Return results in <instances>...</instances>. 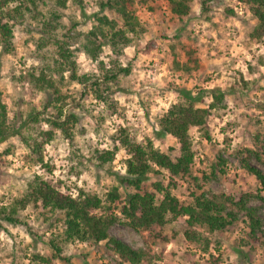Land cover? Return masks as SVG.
Instances as JSON below:
<instances>
[{"label":"rangeland","instance_id":"1","mask_svg":"<svg viewBox=\"0 0 264 264\" xmlns=\"http://www.w3.org/2000/svg\"><path fill=\"white\" fill-rule=\"evenodd\" d=\"M200 1L194 0L190 14L183 19H178L171 14L166 0H148L146 5L136 4V16L143 33L134 44L135 47L139 46L140 51L136 52V48L132 46L134 51L131 59H127V53L122 51L121 54L114 56L115 58L108 60L111 65L109 68H115L117 64L129 68V73H119L118 84L114 86L118 89L115 97L118 94L125 97L124 106L115 99L117 101L116 114L110 115L106 106V116L104 114L94 115L93 110L97 104L92 103L90 107L84 104L90 96L95 101L93 96L86 94V90L82 87L77 93L79 97L77 99V96L72 95L71 85L73 83H69L68 78H65L63 74L64 79L59 81L60 85L62 89H68L63 92L72 98V100L70 98L67 100L64 109L68 108L77 117L72 134L66 137L61 133L63 139L67 140L69 148L72 149L69 156L63 159L69 162L76 161V165L68 168L66 175L75 176L77 180H80L84 172H89L94 186L89 187L87 180H80L79 184L73 181L69 185L64 179L57 177L55 184L58 181L62 182L58 185L59 189L63 187L71 193L73 189L77 192V188L80 187L86 192H95L103 196L108 187L119 183L122 173L116 166L122 165L125 169L123 164L125 158L122 157L119 160L115 158L111 164L100 166L93 160L94 150L100 149L98 145L105 141L97 140L95 147L89 141H84L83 147L90 150L88 157L83 155L81 147L78 146L76 136L87 135L89 127L92 128L93 136H98L104 130L103 125L106 119L115 115L125 122L120 126L127 127L129 132L131 129L135 133H140L141 127L146 126L151 135L145 134L144 139L150 138L153 144L154 140L159 141L161 145L166 144L165 152L173 155L177 150V143L173 138L171 143L168 142L169 135L163 134L156 122L160 115L153 117L151 111L152 107H159L156 100H163L170 105L172 103L166 99L169 94L176 97V102L182 99L175 87H183L192 95L194 92L197 95L202 90L219 86L226 94L227 108L224 112L217 113L215 117L210 118L208 133L211 140H206L197 131L199 138L193 143L195 156L191 177L180 181L173 189V193L181 200L189 199V192L195 189L192 177L199 178V185L203 190L224 193L235 198L241 193L255 191L258 186L255 177L249 175L240 166L235 152L242 147H251L257 130L264 133V97H262L264 94V71H262L264 54L256 56L253 52L254 46H264V37L256 41L248 38L254 20L246 12L240 0H206L207 10L204 12L201 11ZM95 2L96 0H67L65 7L59 8L55 0H40L38 3L40 13L35 18L29 12L17 15L13 24V51L5 52L0 46V102L5 104L7 116L11 120L8 123L9 127L16 128L24 118L28 119L26 125L19 129V133H14L4 140L9 141L6 147L10 149L9 153L3 155L6 148L0 151V204L24 191L25 183L29 178L26 173L36 166L31 165L32 155L25 157L28 152L20 153L17 157L20 146L26 148L23 145L22 136H35L40 132L42 123L31 121L28 117L33 110H42L43 101V99L39 101L40 106L37 107L36 97L41 92H38L28 81V73L31 70L45 67L46 64L53 65L52 61L58 58L55 40H65L63 37L66 31L74 23L77 24L76 30L83 31L91 22L92 12H94H89V9L93 6L97 8ZM196 6L199 8L198 12L193 11ZM228 9H232L234 14L231 15ZM53 11H58L61 15L59 27L42 35L39 30ZM103 13L112 14L107 10H103ZM65 20H67L66 24ZM71 48L75 50L76 56L80 53L77 45ZM172 48L181 60L186 59V52H192L191 58L197 63L195 69H192L189 74L183 70H176L170 61ZM255 50L259 52V47ZM245 54L251 56L252 60L247 59ZM122 57L126 59L123 65L120 63ZM33 60L39 63H29ZM253 60L255 63L252 62ZM241 63L243 68L237 67ZM191 65L194 67L195 64ZM77 66L79 69L80 66L78 64ZM97 68L99 70L98 64ZM156 77H159V81H156ZM160 84H163V87H160ZM209 85L211 87H208ZM149 88L154 91L149 92L147 90ZM44 96L43 93V98ZM144 97L148 99L145 100ZM207 97H209L207 94L203 95L204 104L207 102ZM197 104L202 105L203 103ZM229 104L232 105L231 108ZM126 105H135L142 112L143 125L139 120H137V125L140 127L128 124ZM76 110L83 115H78ZM54 111L53 108L49 109L52 114ZM133 112L135 118V110ZM229 116L233 118L226 120L225 118ZM111 136L107 137L110 141ZM190 136L193 142L194 136ZM216 136H222L223 139L218 140ZM13 138H17L19 144L11 142ZM54 139H56V131L52 140ZM237 140L239 143L233 149L232 145ZM218 153L225 160L224 173L217 174L216 177L204 178L202 173H210V167L215 162ZM43 155L45 160V147ZM52 159L48 157L47 161L45 160L54 165V170L49 177L54 176L58 168L57 164L52 163ZM18 160L20 166L16 167ZM77 167L82 171H78ZM261 168L264 170V166ZM17 184L21 187L17 188ZM81 184L84 187H81ZM121 192H126L123 186ZM13 193L17 194L13 195ZM249 204L256 207L259 214L264 216V203L260 199L251 196ZM22 221L24 223L17 224L0 221V233L6 235L11 241L9 250V245L3 239V235H0V264H17L21 261L22 255L30 251L47 252L46 241L50 234L48 230L55 233L59 230L57 225L47 228L49 222H42V218L32 212L24 214ZM172 227L177 230L180 228L176 225H165L151 231L137 232L130 227L116 223L111 227L110 234L134 248H141L158 256L149 264H212L210 254L219 259L216 264H229L233 255L237 259L232 264H264V248L259 242L252 241L249 245L242 244L240 251L235 249V240L239 242L238 239L244 237L245 224L242 221L226 230L216 231L209 235L212 243L208 252H202L198 245L186 242L182 234L173 236ZM14 229L20 231H13ZM214 241L219 243L218 247H215ZM70 245L71 251H69ZM63 256L68 260H57L54 264H96L113 259L111 255L105 253L102 243L92 245L89 242L79 241L67 244L63 249Z\"/></svg>","mask_w":264,"mask_h":264},{"label":"trees","instance_id":"2","mask_svg":"<svg viewBox=\"0 0 264 264\" xmlns=\"http://www.w3.org/2000/svg\"><path fill=\"white\" fill-rule=\"evenodd\" d=\"M40 0H0V46L3 51H13V24L17 15L24 12L32 13L34 18L40 13ZM67 0H55L59 8L66 5ZM148 0H96L98 11L92 12L91 21H95L88 31L76 30L77 24L70 27L63 38L56 39L57 57L50 66L46 64L38 70L28 73V81L38 91L44 93L41 103L42 110H33L29 119L34 122H44L50 125L47 131L40 130L35 136H22L23 145L28 149L25 155H32L31 165H39L50 176L54 165L45 162L43 150L53 138L57 129L69 137L73 125L77 121L76 115L64 107L69 94L62 91L63 74L67 71L69 83H77L84 87L86 94L92 95L96 102L104 103L110 115L117 113L115 95L118 89L119 73H129L128 67L117 64L115 68L105 66L104 60L99 57L104 47L112 50V56L122 53L129 46L135 47L134 42L140 39L143 29L136 16V4L146 5ZM246 12L256 22L248 33L253 41L264 37V0H240ZM194 0H166L171 14L183 19L187 17ZM14 5V6H13ZM206 0L200 1L201 11L207 10ZM103 10L111 12L104 14ZM231 15L232 9H228ZM61 15L58 11L51 12L40 28V33L46 34L59 27ZM208 20V18H206ZM127 33H132L129 37ZM83 52L92 62L99 60L98 66L101 76L83 73L78 75L77 57L73 48ZM177 47V46H176ZM140 51L139 46L135 47ZM175 48V47H173ZM172 48V49H173ZM171 49L170 61L176 70L190 73L197 66L192 60V52H186L187 57L181 60L180 56ZM191 64H195L194 67ZM192 66V67H191ZM252 68L250 67V70ZM53 77H58L54 79ZM182 98L169 105L164 114L157 118V125L163 134L171 136L177 143V150L171 155L154 148L150 138L144 139V144L135 143V136L131 135L125 126H118V131L111 136L112 149L100 148L94 150V158L98 165L111 164L120 147H123L130 159L125 158L123 164L125 172L120 175L119 183L106 189L103 196L95 192H86L77 188V196L73 198L68 190L61 192L52 179H44L34 172L25 183L24 191L9 200V203L0 204V221L7 223H24V212L31 205L32 213L42 218L48 227L57 225V233L50 231L46 241L48 251L45 253L30 251L21 257L17 264H54L57 260L67 261L63 256V249L67 244L74 242H89L92 245L102 243L106 254L112 256V261H102L96 264H149L156 255L141 249L134 248L124 241L110 234V229L116 223L123 224L137 232H142L165 225L172 227V235L182 234L189 244L198 245L202 252H208L211 247V238L216 231L228 229L239 221L244 222V237L235 240V249L240 251V245H249L252 241L259 242L264 248V216L258 209L249 204L251 196L264 203V133L256 131L251 147H242L236 150L235 156L240 166L249 175L255 177L258 183L254 192H244L238 197L224 193H214L203 190L199 185V178L192 177L195 189L189 192V199L181 200L174 193L180 181L191 177V168L194 163L195 151L189 129L196 131L206 140H211L208 133L210 118L227 108L226 94L219 86L202 90L200 94L192 95L183 87H175ZM261 89V88H259ZM211 97L212 102L204 104L203 95ZM264 97V94H262ZM72 100V98H70ZM203 103L198 105L197 103ZM206 105V106H205ZM55 111L52 114L49 109ZM63 117V119H61ZM24 118L18 127H9L11 121L7 116L5 104L0 102V142L10 135L19 133V129L27 123ZM117 142L119 146H117ZM10 149L6 148L3 155ZM225 160L216 155L215 162L210 167V173H202L204 178L216 177L224 173ZM155 165V167L153 166ZM166 175H165V173ZM160 176V177H159ZM165 178V179H164ZM126 192H121V187ZM68 189V187L66 188ZM1 225V223H0ZM215 247L219 243L214 241ZM212 264L218 263V258L210 254Z\"/></svg>","mask_w":264,"mask_h":264},{"label":"clouds","instance_id":"3","mask_svg":"<svg viewBox=\"0 0 264 264\" xmlns=\"http://www.w3.org/2000/svg\"><path fill=\"white\" fill-rule=\"evenodd\" d=\"M14 6V5H13ZM92 11H98V9L93 6L92 8L89 9V12H92ZM193 11H196L198 12L199 11V8L198 6L194 7L193 8ZM250 15V14H249ZM77 19H79V16L77 15ZM64 23L66 24L67 23V20L64 21ZM95 23V21H91L87 24V27L83 29V31H88L92 28V25ZM252 23H256L255 21H252ZM127 35L129 37L132 36V33H127ZM256 47H259V52H256ZM123 51L125 53H127V59H131L132 55H133V47L132 46H129V47H126L123 49ZM253 52L256 56H259L261 54H264V46H261V45H256L253 47ZM233 55H235V53H233ZM246 58L249 59V60H252V57L251 56H247V54H245ZM76 58V62L77 64L80 66L77 74L78 75H81L85 72H92V73H95L96 76H101V72L98 70L97 68V64L99 63V60L96 61V62H92L90 59H87L85 54L83 52H80L77 54V57H74ZM112 58H115L114 56H112V50L110 47L106 46L104 47L103 49V54L99 57L100 60H104L105 62V66L106 67H111V65L108 63V60L109 59H112ZM253 63H255V61L253 60L252 61ZM29 63H39V61H29ZM120 63L123 65L126 63V59L125 58H120ZM237 67H241L243 68V64H239L237 65ZM262 71H264V69H262ZM70 73L69 72H65L64 73V76L65 78L68 77ZM54 79H58V77H53ZM156 81H159V77H156L155 78ZM160 87H163V84H160L159 85ZM208 87H211V85H209ZM82 86L79 85V84H76V83H73L71 85V90H72V95L74 96H77V99H79L77 93L81 90ZM68 89H62V91H67ZM149 92L151 91H154L153 89L149 88L147 89ZM193 95H195V92L193 93ZM43 99V93H38L37 94V97H36V102H37V107L40 106L39 104V101H41ZM115 99L119 100L120 102V105L124 106L125 105V97L122 96V95H117L115 97ZM145 100L148 99V97H144ZM167 101L168 102H171V103H175L176 102V97L173 95V94H169L167 97H166ZM207 102L208 103H211L212 102V99L211 97H207ZM92 103H96L97 106L95 107V109L93 110V114L94 115H97V114H104L105 116L107 115L106 114V105L102 102H96V101H93L91 96L84 101V104L86 107H90V105ZM156 103L159 104V107H152L151 111H152V114H153V117L157 116V115H163L164 112L167 111L168 107H169V103H166L165 101L163 100H156ZM206 106V105H205ZM126 107L128 108V111H127V120H128V124L129 125H132L134 127H140V125H137V120H139L141 122V125H143V114L142 112L136 108L135 105H126ZM229 107L231 108L232 105L229 104ZM133 110H135V118H134V112ZM64 112L65 114H67L68 112V108H65L64 109ZM77 114L78 115H83V113H81L79 110H76ZM233 117L229 116V117H226L225 119L228 120V119H232ZM61 119H63V117H61ZM125 122L121 119H119L117 116L113 115L111 116L110 118H107L106 119V123L103 125V129L98 136H93L92 134V128L89 127V130H88V133L87 135L81 137L79 135L76 136V140H77V144L78 146L81 147V151L83 153V155L85 157H88L90 155V150L87 149V148H84L83 147V142L84 141H89V143H92L93 146H97L96 145V141L97 140H103L105 141L104 143H101L99 144L98 146L100 148H107L109 150L112 149L113 145H112V142L110 140L107 139L108 136L110 135H113L115 134L117 131H118V126L124 124ZM153 123H155V120L153 119ZM222 126V125H221ZM50 125L46 124V123H41L40 125V129L43 130V131H47L49 129ZM79 127V126H77ZM157 130L158 127H157ZM145 134H148V135H151V132L150 130L146 127V126H142L141 127V131L140 133H135L133 132L131 129H130V136L131 135H134L135 136V143H139V144H144V135ZM189 134L190 135H193L194 136V140H193V143H195V139H198L199 138V134L197 133L196 131V128L193 127V128H190L189 129ZM216 139L218 140H222L223 137L222 136H216ZM13 143H17L19 144V140L17 138H13L12 141ZM168 142L171 143L172 142V137L169 136L168 137ZM8 143L9 141H4L3 143H0V151H3L4 148H6L8 146ZM239 141H235L232 145V148L235 149L236 147V144H238ZM117 146H119L118 142H117ZM166 147L167 145H161L159 141H155L154 140V148H159L161 152H164L166 150ZM45 149H46V156H45V160L47 161L48 157H52V163L54 164H57L58 165V168H57V171L54 173V176L52 177H49L41 168L39 165H36L34 168L31 169L30 172H27L26 175L31 178V173L32 172H37L39 173L44 179H52L53 180V183H55V178H60V179H64L66 181L67 184H71L73 181H75L77 184L80 183V180H87L88 181V186L89 187H93V180L91 179L90 177V173L89 172H84L83 175L80 177V180H77L75 176H71V177H68L66 174H67V170L70 166H74L76 165V161L75 160H72L71 162L63 159V157H67L69 156L70 152L72 151V149L69 148L68 146V142L67 140H64L63 137H62V134L60 132L59 129L56 130V139L52 140L51 143L49 144H46L45 145ZM28 152V149L27 148H24L22 145L20 146V152L17 153V157H19L20 153H27ZM127 158V159H130L131 158V155L130 154H127L125 149L123 147H120V151L117 153L116 155V158L117 160H119L120 158ZM95 163V161L93 162ZM20 166V161L18 160L17 164H16V167H19ZM155 167V165H153ZM117 169L123 174L125 169L122 165H117L116 166ZM89 168H91V166H89ZM77 170L78 171H82V169H80L79 167H77ZM11 171V169H10ZM63 173V174H62ZM81 187H84V185H80ZM17 188H20L21 185L20 184H17L16 185ZM61 192H64V188H60L59 189ZM87 190V189H86ZM17 193H13V195H16ZM73 198H75L77 196V192L75 189H73L71 191V193H69ZM5 203H9V201H5ZM32 212V209H31V205L28 206V208L25 210L24 214L27 215V214H30ZM5 227H8V225H5ZM13 231H20L19 229H14ZM0 235H3L2 233H0ZM3 239L5 240V242L9 245V250H10V245H11V241L8 240V237L6 235H3ZM26 239V238H25ZM69 251H71V245L69 246ZM67 254V253H65ZM236 256L233 255L231 257V261L229 262V264H232V262H234L236 260Z\"/></svg>","mask_w":264,"mask_h":264}]
</instances>
